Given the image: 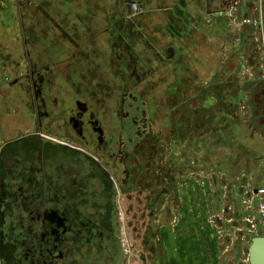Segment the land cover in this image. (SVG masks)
<instances>
[{
    "label": "crops",
    "instance_id": "obj_1",
    "mask_svg": "<svg viewBox=\"0 0 264 264\" xmlns=\"http://www.w3.org/2000/svg\"><path fill=\"white\" fill-rule=\"evenodd\" d=\"M231 1L36 0L34 21L39 28L34 29V36L28 33V23L20 32L22 17L17 4L19 32L12 40L18 42L22 34L28 40L34 37L31 41L35 44L36 62L61 63L66 72L78 69L104 74L106 78L100 82L117 84L125 95L146 94L149 103L142 113L146 116L147 112L148 117L141 118L146 119L141 121V128L151 127L153 136L147 138L154 149L162 143L170 156L186 144L191 155L192 161L182 167L173 153L174 165L184 171L183 184L162 185L166 192L152 206L133 197L126 199V193L135 195L136 187L121 190L118 230L110 232L100 224L113 225V218L94 222L101 235H120V252L115 240L105 239L101 250L91 247L90 264H248L246 252L252 238L264 236V221L258 211L264 200V150L249 162L247 157L235 162L237 146L227 149L231 158L225 155L217 159L212 155V163L204 167L198 161L203 154V137L214 133L229 134V143H238L241 137L244 142L250 139L248 134L238 137L248 130L259 133L264 145V120L259 121L257 129L251 122L257 116L251 109L256 110L262 100L264 105V82L251 81L247 73L252 43L247 42V34H234L235 27L226 16ZM132 4L139 6L135 16L131 15ZM262 11L264 22V0ZM44 29L50 34L45 36ZM38 32L42 33L37 35ZM238 62L240 72L235 65ZM230 65L234 67L230 69ZM3 67L0 54L2 73ZM6 78L7 74L0 76V86ZM84 82L89 85L92 81ZM212 84L217 88L212 90ZM154 97H161L162 112H156V118L151 119L149 108L157 104ZM204 110L210 111V118L203 115ZM247 112L252 114L247 117ZM13 116L19 117L18 125L13 124ZM26 118L21 108L0 104V144L14 127H20L17 139H21L22 132L31 130L30 125L18 123H25ZM206 128L208 133H204ZM234 128L241 129L232 134ZM127 132L130 134L128 129ZM68 140V135L57 137L58 147L66 149ZM130 150L133 153L132 145ZM228 161V167H219ZM189 163L196 178L204 172L210 176L205 184L190 178L192 174L186 169ZM165 176L174 177L170 159ZM261 190L263 193H258Z\"/></svg>",
    "mask_w": 264,
    "mask_h": 264
},
{
    "label": "flooded vegetation",
    "instance_id": "obj_2",
    "mask_svg": "<svg viewBox=\"0 0 264 264\" xmlns=\"http://www.w3.org/2000/svg\"><path fill=\"white\" fill-rule=\"evenodd\" d=\"M17 2L22 32L27 23V4L26 0ZM5 19L0 16L4 63L0 76L7 74L8 78L0 86V104L24 110L25 123H18L32 129L17 139L20 127H14L0 144V264H90L91 247L101 250L105 239L115 240L119 253L120 235H101L94 222L113 218V225L100 224L110 232L117 231L122 189L136 187L135 195L126 193V199L133 197L152 206L166 192L164 185L181 186L182 176L161 178L155 169L158 157L152 141L146 140L149 147L145 151L144 145H139L138 131L136 142L129 140L124 127L127 95L117 84H102L104 74L78 69L66 72L61 63L36 62L34 42L26 34L18 42L12 40L19 27L16 30ZM251 47L247 64L253 70L262 64L263 73L260 44L253 41ZM85 80L92 82L86 85ZM152 100L157 104L148 107L151 119L162 112L161 97ZM17 119L11 117L14 125ZM240 129L234 128L232 134ZM240 134L239 138L248 134L250 139L244 142L241 137L238 143H229V134L204 136L201 147L220 159L225 155L231 158L227 149L237 146L235 162L244 160L250 150L247 162L256 159L264 150L259 133L245 130ZM65 135L69 136L67 148H59L56 138ZM131 145L133 153L129 152ZM228 163L219 167L225 169ZM95 231L97 235H91Z\"/></svg>",
    "mask_w": 264,
    "mask_h": 264
},
{
    "label": "rangeland",
    "instance_id": "obj_3",
    "mask_svg": "<svg viewBox=\"0 0 264 264\" xmlns=\"http://www.w3.org/2000/svg\"><path fill=\"white\" fill-rule=\"evenodd\" d=\"M17 1L18 0H0V8L1 7L4 8V9H0V11L4 14V16H6V23L12 25L13 27H15L16 30L18 29V25H19V22H18V19H17V9H16L17 3H18ZM35 1L36 0H26L27 11H28L27 16H26V22L28 24H31L29 26V28H28V33H29V35H33V36L35 35L34 34L35 33L34 32V29H37V31H38V28H39L38 25L35 26V21H34L35 17H34V11H33L34 10V4L33 3ZM133 5H135L137 7V9L139 10V6L137 4H132V5H130L131 12L132 13L138 12V10L137 11H134ZM241 7L244 8L243 10L245 11V13H244V16L245 17L248 16V15L252 16V10L250 11V8H252V9L254 8V6L252 4V0H244L243 2L240 3V8H239L238 12L240 14H243V13L240 12L241 11ZM244 11H242V12H244ZM234 27H235L234 28V34H239V33L240 34H247V36L249 38V39H247V42L248 43H252L253 41H255V42H257V43L260 44L261 57L264 60V25H262V30H263V33L262 34L263 35H261L260 37L255 36L253 34L254 31L252 29H250V28H248L246 26H240V24L238 22H237V24ZM43 31H44L43 33H44L45 36H47V35L50 34V31L49 30H45L44 29ZM41 33L42 32H38L37 35H40ZM17 34L18 33L16 32V35ZM33 38L34 37H32L31 40ZM234 51H237V50H234ZM250 51H252V47H251ZM255 59L258 62V59L257 58H255ZM231 64H233V63L231 62ZM235 65H236L237 69L241 66V64L239 62L238 63H235ZM232 66L234 67V65H230L229 66L230 69L232 68ZM261 66H262V64H260V67ZM260 67H259V69L257 68V70H253V69L247 70V73L249 72L248 74L251 75L250 76L251 77L250 78L251 81L256 82V81H258V79L259 80L261 79L264 82V72L262 73ZM238 71H239V69H238ZM228 85H232V84L228 83ZM220 86H221V84L219 85L218 88H220ZM211 87H212V90H214V89L217 88V85L212 84ZM263 87H264V84H263ZM148 98L146 97V94H142V96H139V95L137 96V95H134V94H132V95H129L128 94L127 96H125V100H124V112H125L124 114L127 116L126 117L127 119L124 121V127H125V130L128 129V131L130 132V134L127 132V134L130 135L128 138H129V140H132L133 142H136V139L133 136H135V135L137 136V131H138V134L140 136H143V137H140L139 145H144L145 151L149 147L148 144H146V140H148L149 138H151L153 136V132H152L151 127H148V128L145 127V129H143V130L141 128V126H142L141 125V121H142L141 118L148 117L147 116V112H144L146 116H144L143 113H142V109L145 110L146 107H147V104L146 103H149V102H147V99ZM256 98L258 99V97H256ZM262 98H263V96H262ZM262 98H261V100H262ZM257 99H255V100H257ZM258 102H259V99H258ZM258 105L259 106L257 107L256 110L251 109L252 110L251 112L254 111L253 114L255 113L257 115L256 118H254V119L251 120L252 124L255 122L254 125H253L254 126V129H257V125L258 124L260 125L259 121L264 120V117H262V118L260 117V115L261 116H264V112H263L264 111L263 100L260 101ZM209 112L204 110L203 111V115L208 114L207 116H208V118H210V113ZM251 112H250V114H252ZM145 120L146 119H144V121ZM208 120H210V119H208ZM144 121H142V122H144ZM135 122H138V124L135 123ZM144 125L146 126L145 123H144ZM208 131H209V129L206 128V130H204V133L205 132L208 133ZM213 135L215 137L216 133H214ZM147 136L149 138H147ZM131 137H133V139H131ZM159 139L161 140V138H159ZM160 140H158V141H160ZM155 146H157V144ZM160 146H159V148L157 150H155V155H157V157H158V158H156V161H157L158 165L155 166V169L158 170V172L160 173L158 175L159 176L161 175V178L164 179V174H166V169L168 168V161L170 159L171 169H172V171L174 173V177L176 178L177 174H180L179 171H178V170H180L179 169L180 167H178V165L177 166L174 165L175 164L174 163V160H172L173 157H174L173 153L176 155L175 157L177 158V161L180 162V165L179 166H182V164L183 165H186V163H188L189 161H192V159H190L191 158V155H190V152H188L187 145L186 144L183 145V148L182 149H179V151H172L174 149V148H172L171 151L173 153H171L172 155L170 154V156H167L168 155V153H167L168 151H166V150L164 151L163 150L164 145L162 143H160ZM176 146L179 147V145H176ZM192 150H193V148L191 149V151ZM193 151L196 152V153H198V155L199 154H202V151H200L198 148L196 150L194 149ZM213 154L215 156V153H212V151H206L205 152L203 150V154L198 159V161L200 162V164H202V167H204L203 165H205V163H208V161H210V158H211V156ZM184 162H185V164H184ZM190 163H189V166H188L190 169L189 168H186L187 169V172L190 173V174H192V176L190 178H196L197 173H195L196 171L193 169V167H192V165ZM141 170H142V168H141ZM180 172L182 174L181 176H182V179H183V174H184L183 169L180 170ZM195 174H196V176H195ZM209 175H211L210 172H209ZM208 177H210V176H206V173L204 172L203 174H200L199 173V176L196 179L200 180L201 184L202 183L205 184L206 183V180L208 179ZM165 178H167V177L165 176ZM189 180H187V181L189 182ZM192 180H191V182L194 181V180L193 181Z\"/></svg>",
    "mask_w": 264,
    "mask_h": 264
},
{
    "label": "built area",
    "instance_id": "obj_4",
    "mask_svg": "<svg viewBox=\"0 0 264 264\" xmlns=\"http://www.w3.org/2000/svg\"><path fill=\"white\" fill-rule=\"evenodd\" d=\"M244 0H232L231 5L226 12V16L228 17L229 21L232 25H236L237 22L240 24V26H246L254 31V35L257 37H260L263 35L262 30V0H252V4L254 8H250V11L252 10V16H244L245 11L244 8L241 7V13L238 12L240 8V3ZM252 6V5H251ZM134 11H137V7L133 5ZM244 11V12H242ZM258 193H263V191H258ZM258 211H259V218L261 221H264V200H262L258 205Z\"/></svg>",
    "mask_w": 264,
    "mask_h": 264
},
{
    "label": "water",
    "instance_id": "obj_5",
    "mask_svg": "<svg viewBox=\"0 0 264 264\" xmlns=\"http://www.w3.org/2000/svg\"><path fill=\"white\" fill-rule=\"evenodd\" d=\"M246 253L248 264H264V236L253 237Z\"/></svg>",
    "mask_w": 264,
    "mask_h": 264
},
{
    "label": "trees",
    "instance_id": "obj_6",
    "mask_svg": "<svg viewBox=\"0 0 264 264\" xmlns=\"http://www.w3.org/2000/svg\"><path fill=\"white\" fill-rule=\"evenodd\" d=\"M247 151H248V150H247ZM250 151H251V150H250ZM250 151H249V153H250ZM249 153H246V157H248V154H249Z\"/></svg>",
    "mask_w": 264,
    "mask_h": 264
}]
</instances>
